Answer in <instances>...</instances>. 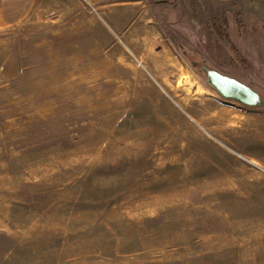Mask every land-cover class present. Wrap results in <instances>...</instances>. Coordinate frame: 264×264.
<instances>
[{
  "label": "rangeland",
  "instance_id": "obj_1",
  "mask_svg": "<svg viewBox=\"0 0 264 264\" xmlns=\"http://www.w3.org/2000/svg\"><path fill=\"white\" fill-rule=\"evenodd\" d=\"M264 0H33L0 26V264H264Z\"/></svg>",
  "mask_w": 264,
  "mask_h": 264
},
{
  "label": "water",
  "instance_id": "obj_2",
  "mask_svg": "<svg viewBox=\"0 0 264 264\" xmlns=\"http://www.w3.org/2000/svg\"><path fill=\"white\" fill-rule=\"evenodd\" d=\"M205 71L210 86L224 99L234 100L250 107L264 105V100L261 95L247 84L215 69L205 67Z\"/></svg>",
  "mask_w": 264,
  "mask_h": 264
},
{
  "label": "crops",
  "instance_id": "obj_3",
  "mask_svg": "<svg viewBox=\"0 0 264 264\" xmlns=\"http://www.w3.org/2000/svg\"><path fill=\"white\" fill-rule=\"evenodd\" d=\"M33 0H0V26L20 21L30 10Z\"/></svg>",
  "mask_w": 264,
  "mask_h": 264
}]
</instances>
